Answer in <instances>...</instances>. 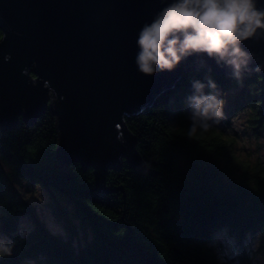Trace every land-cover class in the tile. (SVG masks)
Wrapping results in <instances>:
<instances>
[{
	"label": "trees",
	"instance_id": "16d2710c",
	"mask_svg": "<svg viewBox=\"0 0 264 264\" xmlns=\"http://www.w3.org/2000/svg\"><path fill=\"white\" fill-rule=\"evenodd\" d=\"M196 82L204 85L200 92ZM237 88L236 107L250 108L252 129L260 134L261 76L188 72L152 107L126 118L150 174L123 162L121 171L107 174L111 193L96 191L92 169L79 163L62 172L55 157L57 119L50 110L32 126L20 119L14 130L0 129V221L9 233L23 218L32 228L0 264H21L41 251L50 264H219L212 243L222 231L241 247L259 233L264 253V162L239 159L233 136L199 125L188 111L189 97L211 95L221 104L224 93ZM37 188L54 201L68 239L51 235L26 198ZM77 229L90 231L83 246L74 244Z\"/></svg>",
	"mask_w": 264,
	"mask_h": 264
},
{
	"label": "water",
	"instance_id": "95a60500",
	"mask_svg": "<svg viewBox=\"0 0 264 264\" xmlns=\"http://www.w3.org/2000/svg\"><path fill=\"white\" fill-rule=\"evenodd\" d=\"M172 2L0 0V129L14 130L20 119L32 126L50 110L63 173L73 163L92 169L100 193L114 191L106 185L107 174L121 171L123 162L150 174L126 118L152 107L191 71L250 73L264 82V29L239 42L245 53L236 57L239 69L232 56L193 52L172 69L140 72L139 34ZM253 3L264 9V0Z\"/></svg>",
	"mask_w": 264,
	"mask_h": 264
},
{
	"label": "clouds",
	"instance_id": "9594fccd",
	"mask_svg": "<svg viewBox=\"0 0 264 264\" xmlns=\"http://www.w3.org/2000/svg\"><path fill=\"white\" fill-rule=\"evenodd\" d=\"M257 29H264V9L254 6L253 0H173L151 24L142 28L136 42L140 49L136 64L140 72L151 75L155 71L154 66L172 69L182 57L204 52L221 58L232 56L230 63L239 69L240 61L236 57L245 55L239 42L252 36ZM193 87L200 92L204 85L196 82ZM189 100L193 120L221 114L220 101L215 96H192ZM50 234L59 237L57 232L50 231ZM30 235L31 232L25 230L20 222L16 230L9 233L0 221V261L11 258L17 244L25 243ZM259 236L256 233L254 241H248L244 264H264ZM249 247L252 254H249ZM217 259L219 264H223L219 257ZM21 264H50V261L47 253L41 251L26 256Z\"/></svg>",
	"mask_w": 264,
	"mask_h": 264
},
{
	"label": "rangeland",
	"instance_id": "374dc122",
	"mask_svg": "<svg viewBox=\"0 0 264 264\" xmlns=\"http://www.w3.org/2000/svg\"><path fill=\"white\" fill-rule=\"evenodd\" d=\"M240 88L230 89L224 93L219 116L197 117L192 121L197 122L203 127L217 126L224 134L233 136L236 140L235 151L239 159L245 161H256L260 159L264 162V129L260 134L252 129L250 123L252 113L249 107L238 110L236 107L240 102L237 101ZM206 97V96H205ZM241 101V100H240ZM190 117H192V108H188ZM26 198L36 207L40 219L45 223L49 231L57 232L59 236L68 239L67 231L64 228L63 221L57 212L54 211V201L42 189L37 188L34 193H25ZM21 224L25 230L30 231L31 224L27 218L21 219ZM79 228V227H78ZM79 230V238L74 241L75 245L83 246L91 238L90 231ZM74 240V239H73ZM254 241L252 237H247L242 247L237 242L227 236L222 231L215 237L212 246L223 264H244L247 260L246 246L248 241ZM243 248L242 253L240 250ZM249 254H252V248L249 247Z\"/></svg>",
	"mask_w": 264,
	"mask_h": 264
}]
</instances>
